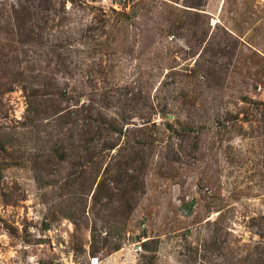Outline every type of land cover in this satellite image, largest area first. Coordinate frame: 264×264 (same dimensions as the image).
<instances>
[{
    "label": "rangeland",
    "instance_id": "374dc122",
    "mask_svg": "<svg viewBox=\"0 0 264 264\" xmlns=\"http://www.w3.org/2000/svg\"><path fill=\"white\" fill-rule=\"evenodd\" d=\"M264 264V0H0V264Z\"/></svg>",
    "mask_w": 264,
    "mask_h": 264
},
{
    "label": "bare ground",
    "instance_id": "6f19581e",
    "mask_svg": "<svg viewBox=\"0 0 264 264\" xmlns=\"http://www.w3.org/2000/svg\"><path fill=\"white\" fill-rule=\"evenodd\" d=\"M93 264H99V262L96 260L95 262H93Z\"/></svg>",
    "mask_w": 264,
    "mask_h": 264
}]
</instances>
